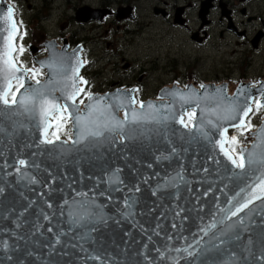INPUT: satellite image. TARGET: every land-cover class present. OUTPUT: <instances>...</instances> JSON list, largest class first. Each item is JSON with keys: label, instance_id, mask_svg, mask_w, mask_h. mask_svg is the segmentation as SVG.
<instances>
[{"label": "water", "instance_id": "obj_1", "mask_svg": "<svg viewBox=\"0 0 264 264\" xmlns=\"http://www.w3.org/2000/svg\"><path fill=\"white\" fill-rule=\"evenodd\" d=\"M10 6L7 0H0V14L6 13ZM84 10L88 19L96 15L95 10L81 7L77 16ZM129 10L119 7L115 14L119 18L132 16ZM97 11L98 17L108 13L107 9ZM45 45L47 56L38 62H45L47 75L40 85L28 79L25 89L17 93L18 98L31 88L43 87L53 74L58 83L50 87L55 89L53 95L60 96L65 83L62 77L70 76L71 67L81 61L79 49L67 51L65 43L57 49L55 40H48ZM0 50L3 51L2 41ZM50 60L56 61L51 70L47 63ZM3 83L0 76V90H3ZM205 86L204 97L221 88L224 96L232 97L238 88L244 86L245 95L251 97L249 103L255 94H261L264 102V88L249 89L240 83L227 95L224 85ZM171 89L190 94L189 89H165L160 95L167 97L168 103H153L157 109L142 110L145 114H154L156 119L146 116L140 122H129L123 132L127 139L123 141L119 129L105 132V146L98 147L91 137L80 139L74 135L77 128L72 117L70 141L65 143V139H57L52 144L45 143L38 109L32 115L19 104L0 102V124H14L11 126L15 129H24L34 137L42 132L44 144L35 142L48 149V154L51 152L45 159L27 146L9 149L8 139L0 138V188H3L0 192V264H226L233 259L234 264H264L261 259L264 253V214H254L264 210L261 200H255L249 206L253 213L245 210L237 217L223 220L225 215L230 216L228 209L234 210L228 204L229 197L248 183L245 175L252 176V173L236 168L218 143L223 140V147L227 150L228 132L225 133L224 129L235 128L232 125L239 120L223 119V105L214 114L202 112V109L216 107L214 101L201 97L202 92L195 91L191 101L184 103L179 96L167 94ZM217 95L219 97L220 93ZM67 103L71 106L73 102ZM90 103L93 101L88 99L84 104H75L74 115L86 116ZM121 108L125 112V108ZM188 108L196 110V118L190 127H185L180 118ZM131 109L141 111L130 105L129 117ZM118 110L115 112L117 117ZM51 117H48L49 121ZM261 128H264V116L259 126L244 136L248 141L254 138L249 145L239 146V150H247L244 153L246 162L248 151L259 153L264 147L257 144L256 131ZM112 144L118 149H111ZM63 154L64 170L61 167L58 170L56 163L61 161ZM21 159L26 161L25 165L19 164ZM53 161L54 168L58 172L62 170L60 174L64 178L54 172ZM260 195L264 197V193ZM220 208L225 211L220 212ZM240 217H244L243 225L239 224ZM249 217L255 223H251ZM213 222L216 227H209ZM229 224L236 226L240 239H232L229 232L223 237L228 243L223 250H217L214 247L219 243L217 238L228 231L226 226ZM201 229H207V235ZM197 240L199 244L195 243ZM5 243L7 247H4ZM233 252L235 258L231 255Z\"/></svg>", "mask_w": 264, "mask_h": 264}, {"label": "rangeland", "instance_id": "obj_2", "mask_svg": "<svg viewBox=\"0 0 264 264\" xmlns=\"http://www.w3.org/2000/svg\"><path fill=\"white\" fill-rule=\"evenodd\" d=\"M10 2H12V5L14 6V8H12L14 9L13 15L16 23L20 25V22L22 21V25L19 27L18 49L21 45H23V48L26 47V52L18 51L16 53L17 61L24 64V62L28 60L30 66H38L40 64L38 60L47 56L45 42H48V40H56V42L61 45L64 43L67 44L64 40H68L69 43L74 42V44H70V46H76V44L82 40V42L78 44L81 47L82 44H84V41H86L90 48L89 51L88 48H86V54H88V60H90V62L89 65H87L88 70L84 69V72L85 74H88L89 78L92 76L93 86L92 84H89L93 95L96 94V92H98V95L102 94V92H104V94L106 92L110 93L112 86H114L112 80H116L117 78H120L123 83L130 84L128 92L126 93L127 97L128 94H130L129 99L134 98V96L138 94V92L135 91V85L143 82V96L140 94V98L146 102V100L150 99L152 94L156 92L159 85L160 88L162 87V82L166 83V81H169L168 84H170L172 74L174 73V78H176L177 72L180 78H182V75L184 76L186 83H189L192 78H194V82H196V74L205 79H208L206 76L217 79L220 76L225 75L226 77L230 76L231 79H235L241 74L252 76V78H254L255 75H260V77L264 75V46H261L260 53L252 55V53L246 50L245 47L238 49L232 42L218 43L220 42V37L217 32L220 30V24L218 25V30H215L210 36V38H212V36H214V38L218 36V42H216V40L211 39L208 41V39H206L203 43H192L191 38L188 37V30H190V27L196 30L198 18H195L194 10H196L198 0H192V2H194V7L192 8H190V0H10ZM166 2L169 4H166ZM182 2H184L185 9L184 13L182 11V14H180V22L183 21L182 18H185L186 24H188L189 18L188 30H186L184 26H178V28L174 26V28H176L175 33L174 28H172L170 24L173 20L172 12H174L172 8L175 9L176 4L178 3H180L178 6L182 5ZM82 4L88 6H90V4H96L98 7L104 4L105 8L113 5L114 8H116V11L119 7L130 8V10H132V7H135L136 10H134V12H136V18L133 20L131 19L132 16L118 18L115 14L117 18L112 15L110 16V21L106 22L108 18L98 21V27H95L96 22H94L93 26L90 22L81 21V19H78V21L74 20V18H76L78 6H82ZM153 6L154 8L156 6H158V8L162 6V8H160L162 10L166 8V11H169L166 16H170V14H172V16H170V18L164 16L166 20L160 18V16H162L161 14H156L155 16L154 12H152ZM186 6L190 8L189 11ZM82 8H84V6H82ZM130 10L128 12L131 13V15L134 14L133 10L132 12H130ZM89 11L90 10H88V12ZM197 11L198 10H196V14ZM84 12H86V10L80 12L82 18L86 15L88 16V14H84ZM92 12L89 14H92ZM174 14H176V12ZM186 15L188 18H186ZM214 16H216V13H214L212 20H214ZM174 17L178 18V14ZM168 20H170V22H168ZM110 22L112 23L110 24ZM116 22H118V24ZM210 28H212V26ZM170 30H172V34H170ZM191 33L192 32H190V34ZM21 35L23 36L22 40L20 39ZM62 38H64V40H61ZM16 45L17 37L15 40V46ZM133 45L134 48L132 49L131 47ZM84 46H86V44H84ZM30 48H32V50H30ZM136 48H139V50H134ZM78 49L80 53L81 48ZM233 50L234 52H232ZM28 54L30 55V58ZM82 54H84V50H82ZM86 54H84V60ZM206 54L210 56L207 58L204 56L203 60L202 56ZM22 56H24V58H22ZM36 58L38 60H36ZM80 58L82 60V56H80ZM192 58L194 59L192 60ZM36 62H38V64H36ZM233 65L237 66V70L234 72L231 69V66ZM150 66H152V68H150ZM42 69L44 74L47 75L46 68L42 67ZM156 70H158L159 73L156 72ZM144 74L148 75L146 76ZM156 74H159L160 76H162V74L164 75L162 76V82L160 81V76H158V82L156 81V78H154ZM192 74H194V76H192ZM38 76L39 74L37 77ZM138 78H140V82H138ZM255 79L256 78H254V81ZM199 80L200 78L198 79V82ZM111 82L112 84H110ZM194 82H191L192 85L190 86H192V88H194ZM131 83L134 84V86H132ZM168 84L165 85L168 86ZM172 84H174V80L172 81ZM172 84H170V86ZM185 84H182L184 88L180 86V91H187V89H189V92L190 90L192 92V88H190V86L185 88ZM227 84L228 81H226V85ZM259 84L260 83H258V86H260ZM254 85L256 86V84ZM106 86H108V88L107 90H104ZM258 86L256 87L258 88ZM130 88H132V92H130ZM174 88L178 89L176 86H174ZM262 88H264V85L260 86L261 90ZM81 95L82 93L76 99H79ZM154 96H152V100H154ZM202 96H204L203 90ZM140 98H135V100L137 99L140 101ZM255 98L256 94L254 95V100ZM160 100L162 99H156V102ZM166 100H168V98ZM254 100H252V103ZM134 106L138 109V104H134ZM190 110L191 108H188V112ZM120 111V116H122L123 119L124 116L122 115V110H118L117 114ZM261 114L264 116V107H262V110L259 109L257 111L254 106L253 114L249 116V120L254 126L252 130H254L256 124L259 125L261 123ZM120 116H118V118H120ZM71 125L73 128V124ZM64 128H66V122L64 123ZM64 128H62V134H64ZM68 128H66V134H64L66 141H68L67 136L71 134V128L70 130H68ZM241 132L242 131L239 132L237 130L233 134L238 137L239 143L233 145L231 139L228 143V147L232 152H236V146H238V144H240V146L242 145V140H244V134H246V131L242 135ZM54 133L58 134L57 131ZM62 134H60V137H62ZM248 134H246V136H248ZM49 136H54V134H49ZM253 139L254 138L251 137L250 142ZM246 142H248V138L244 140V146H246ZM250 142H248V145ZM112 148L118 149L114 144H112L111 149ZM16 155L18 156V154ZM64 157L65 154H63L61 161L56 163V168H58V170L59 167L64 170L62 165ZM236 158H238V154H236ZM52 168H54V161L52 162ZM56 168H54V172L60 174L62 170L58 172ZM60 175L62 176V174ZM62 177L64 178V176Z\"/></svg>", "mask_w": 264, "mask_h": 264}, {"label": "snow or ice", "instance_id": "obj_3", "mask_svg": "<svg viewBox=\"0 0 264 264\" xmlns=\"http://www.w3.org/2000/svg\"><path fill=\"white\" fill-rule=\"evenodd\" d=\"M14 9L10 6L7 8L6 13L0 14V41H2L3 51L0 52V76L3 79V90H0V102L4 105H16L19 104L25 112L34 115L38 109L39 115L41 118V122L44 126V134L47 136V129L50 127L55 126L57 129V133L60 131V125L66 122V118L64 117L63 113L67 112L69 117L74 119V127L77 128V131L74 133L80 139H84L86 137H102L105 132L108 131H115L119 129L121 131L120 139L123 141L127 139L125 135H123L125 126L131 123H137L141 120L145 119L146 116L151 119H156L155 115L145 114L142 110L144 108L148 109H156L157 106L153 103L149 102L145 104L144 101H139V106L141 111L138 112L135 109H131V117H129V108L132 103H136L135 98L129 99L126 95L122 94L117 91L116 94H105L104 96L94 97L91 92H86L85 88L78 87L76 82L77 74L79 73V68L83 66L84 63L87 61H77L75 65L71 67V75L70 76H63L62 79L64 80V87L60 89L61 95L55 96L53 92L55 91L54 88L50 86L58 83L57 80L53 77H50L43 87H34L31 88L30 91H27L24 94H21L19 98L17 97V93L21 92V89H25V85L27 83V76L26 75H17L22 71L26 73L32 74V79H36L38 74H41V70L39 68H24L17 66L16 58L12 55L13 52L19 51L23 52L24 48L23 45L17 49L15 47V40L17 34L19 32V27L22 25V21L20 25H18L13 17ZM4 33H7L4 35ZM20 39H23V36H20ZM48 63L49 69H53L56 66L55 60H50ZM41 67L45 65L44 61L40 62ZM63 67V65H61ZM16 80L17 86L15 91H12V80ZM68 81H71L69 84ZM79 82L81 84H87L88 81L83 77L79 76ZM40 80L36 79V84L40 85ZM207 86L201 84L200 88L205 89ZM70 88V91H67ZM188 88V86H185ZM138 91V90H135ZM66 93V94H65ZM83 93L87 98L93 103L87 105V115H74L75 110V101L77 96ZM217 93H220L219 97H217ZM170 96L179 98L184 101V103H189L191 101L192 96H195V92L189 93H181L178 90H171L167 93ZM9 95H11V100H9ZM262 95H264V91H262ZM207 101H214L216 103L215 108H205L201 111H209V112H216L218 109H221L223 105L222 111L224 112L223 119L226 120H239L238 123L233 124L232 127L242 129L243 131H251L254 127L251 124L250 120L246 121V117L253 111L251 107V97H248L244 93V86H241L236 90V93L233 94L232 97H226L223 95V89H217L216 92L206 94L204 97ZM61 100L65 102L63 104L60 103ZM67 101H72V105L70 106ZM105 101H108L105 103ZM80 104H84V100H80ZM256 110L258 111L261 107H264V102L260 99L255 100ZM124 107V117L123 119L118 118L115 115L116 110L119 108ZM160 107H168L167 105H161ZM197 108L200 107L199 102L196 105ZM196 110L193 109L192 112L188 113L189 120L195 115ZM55 113H60V115H54ZM53 116L55 120V125H53L48 117ZM164 119H168L167 116ZM180 123L184 124L185 127L188 125L185 123L184 118H180ZM212 123V121H209ZM224 132H227V129H224ZM243 132H241V135ZM55 135V133H54ZM223 136V133H222ZM257 136V144L264 146V128L258 129L256 131ZM56 139H59V136L56 135ZM69 139H72V134L69 135ZM45 143L52 144L54 143L53 140L45 139ZM75 142V141H74ZM67 143V141H65ZM221 144V151L228 157L231 163L239 169L245 170V173H252L251 177L245 175V179L248 180V183H245L243 187L239 188V191L235 192L234 196H230L228 199V204L232 205L231 208L228 209L229 215H225L223 220H228L230 217H237L238 214L248 211V213H253V208H250V205H253L255 200H261V203L264 204V197L260 194L264 193V147H262L259 153L254 151H248L247 155V162L245 160V151L244 148H241L238 153V158L233 156L229 151L225 150L223 147V140L218 141ZM231 143L233 145L239 143L238 137L233 135L231 137ZM255 147V145H254ZM173 152L176 151L175 148L172 149ZM247 163V166H246ZM20 165H25L26 161L24 159L19 160ZM38 167V165H37ZM19 171V169H17ZM239 175V174H237ZM243 183V181H241ZM249 189H251L249 191ZM138 190V189H137ZM3 191V188H0V192ZM211 191V189H209ZM207 195V192L205 193ZM220 212H224L225 209L220 208ZM255 215H262L264 214V210L260 212H255ZM45 219H48L45 216ZM251 223H255L254 220H251ZM223 220L220 223H223ZM239 224H244V217L239 218ZM175 227V225H173ZM211 228L216 227V223L213 222L209 225ZM228 231L223 233L222 237H218L219 243L214 245L217 250H223V246L228 243V241L223 238L228 236L229 232L232 233V239L239 240L240 236L235 231V225L229 224L226 226ZM245 230H247V226H244ZM51 231V229H49ZM201 231L205 232L207 235V229H201ZM171 239V237L169 238ZM57 242H59V238H57ZM196 244H199L200 241H195ZM249 244H251V240H249ZM4 247H7V244H4ZM191 247V245H189ZM180 251V249H177ZM163 255V253H160ZM232 257L235 258L236 253L233 252ZM261 259H264V253H262ZM226 264H234V259L226 262Z\"/></svg>", "mask_w": 264, "mask_h": 264}, {"label": "flooded vegetation", "instance_id": "obj_4", "mask_svg": "<svg viewBox=\"0 0 264 264\" xmlns=\"http://www.w3.org/2000/svg\"><path fill=\"white\" fill-rule=\"evenodd\" d=\"M166 4H169V3L166 2ZM178 4H180V3H178ZM178 4H176L175 9L172 8V10H174V12H172L173 16H172V14H170V16H172V18H173L172 22H170V20H168V22H170L172 28H174V26L176 28H178V26H184V28H186V30H188L189 18L187 17V15H186V18H188V24H186L185 18H182L183 21L180 22V14H182V11L184 13V9H185L184 2H182V5H180V6H178ZM198 5H199V7H198ZM82 6H84V7L87 6L92 10L95 9L96 15H92L91 17H89V19L86 18V16L84 17V18H86L85 21L90 22V24L93 26H94V22H96L95 27H98V21H102V20L107 19V18H108V20H106V22L110 21V16H112V15L115 18H117L115 15V12H114L116 10V8H114L113 5L108 6L107 8L104 7V4L100 7H98V5H96V4H90V6H94V7H90V6L84 5V4H82ZM82 6H78V8L82 7ZM192 7H194V2H192V0H190V8H192ZM112 8H114V9H112ZM160 8H162V6H160ZM160 8H158V6H156L154 8V6H153L152 12H154L155 16H156V14H161L162 16H160V18H164V16H166L169 11H166L167 10L166 8H164V10H162ZM186 8H188V6H186ZM190 8H188V11L190 10ZM100 9H107L108 13L106 15H103V16L101 15L100 17H98V13H97L98 11L97 10H100ZM132 10L134 12V10H136V8L132 7ZM196 10H198L197 14H196ZM196 10H194L195 18H198V24H196V20H195L196 30H194V28H191V27H190V30H188V37L191 38L192 43H194V42L203 43L206 39H208V41L212 39V40H216V42H218V36H219L220 42H218V43L232 42L238 49H240L241 47H245L246 50H248L252 53V55H254V54L256 55V54L260 53L261 46L262 47L264 46V44H263L264 43V0H198V4H196ZM175 12H176V14H178V18L174 17V16H176V14H174ZM214 13H216V16H214V20H212ZM170 16H166V18H170ZM134 18H136V12H134L131 19L133 20ZM166 18H164V20H166ZM76 19L77 18H74V20H76ZM111 23L112 22H110V24ZM116 23L118 24V22H116ZM219 24H220V30H218ZM211 26H212V28H210ZM176 28H174L175 33H176ZM184 28H182V29H184ZM107 30H108V25H107ZM110 30H111V28H110ZM215 30H218V32H217L218 36L215 35L216 38H214V36H212V38H210V36L212 35V33ZM209 31H210V33H209ZM190 32H192V33L190 34ZM170 34H172V30H170ZM167 35H168V32H167ZM66 42H67L68 50L76 48V47H80L81 48V54H82V50H84V54H86V48H88V51L90 50L86 41H84V44H86V46H84V44H82V47L80 45H78V44H80V42H82V40H80V42H78V44H76V46H70V44H74V42L69 43L68 40H66ZM57 45H60V44L57 43ZM69 46H70V48H69ZM131 48L133 49L134 45ZM134 50L138 51L139 48H136ZM217 51H219V50H217ZM232 52H234V50ZM84 54H82V59H83V61H87V63L83 64V67H82L81 72H80V76H83L88 81V83L86 85L84 84L85 90L86 91H92V90H90V84H92V76H90V78H89L88 74H85V72H84V69L88 70L87 65H89L90 60H88V54H86L85 60H84ZM204 56H206V58H207L210 55H207V54L203 55L202 56L203 60H204ZM193 59L194 58H192V60ZM150 68H152V66H150ZM231 69L234 72L237 70V66L233 65V66H231ZM144 72H147V71H144ZM156 72H158V70H156ZM140 74H142V73H140ZM194 74H192V76H194ZM144 75L147 76L148 74H144ZM158 76H160V75L156 74V76H154V78H156L157 82H158ZM162 76H164V75L162 74ZM162 76H160V81L162 80ZM186 76H188V75H186ZM172 78H170V84H172V81L174 80V84H176V85L172 84L170 86V84H168L169 81H166V83L161 81L162 87L160 88V85H159L156 92L152 94V96L155 95L154 96L155 101H156V99H162V100L164 99V97L159 96V94H163L165 89L172 87V86L180 87V86H182V84L184 85L186 83V80H184V76L182 75V78H180V76H178V72L176 73V78H174V73L172 74ZM199 78H200V80L198 82ZM206 78H208V79L202 78V76L196 74V82H194V78H192V80H190L189 83H186L185 86L189 87L190 85H192L191 82H194V88H192V86H190V88L197 90L200 88L201 84L211 83V82L212 83H219V82L226 83V81H228L229 87H232L233 85H236L238 83H244V84L247 83L246 85H248V87H250V88L256 87L254 84L258 85V83H260L259 85H261V84L264 85V82H263L264 75H262V77H260V75H258V76L255 75L254 76V78H256L255 81H254V78H252V76H246L243 74H241L239 77H236L235 79H231L230 76L226 77L225 75H222L217 79L209 78L207 76H206ZM176 79H178V80H176ZM139 80H140V78H138V82H140ZM112 82H114V86H112V89H116V88H120V87L128 89V87L130 86V84H128V83H123L120 78H117L116 80H112ZM112 82L110 84H112ZM165 84H168V86ZM196 84H197V88H196ZM92 86H93V84H92ZM132 86H134V84H132ZM143 86H144L143 82H140V84L135 85L134 88L136 90L138 89V91H136V92H138V94H136V96H135L136 98H140V94H142V96H143V93H142V87ZM107 88H108V86H106L104 88V90H107ZM182 88H184V86H182ZM130 89H132V88H130ZM152 96L150 97V99H152ZM140 101H142V98H140Z\"/></svg>", "mask_w": 264, "mask_h": 264}, {"label": "bare ground", "instance_id": "obj_5", "mask_svg": "<svg viewBox=\"0 0 264 264\" xmlns=\"http://www.w3.org/2000/svg\"><path fill=\"white\" fill-rule=\"evenodd\" d=\"M56 48L60 49L61 44L57 45V43H56ZM233 88H234V85L232 87H229L227 85L228 93H231ZM120 110H124V109L121 108ZM120 113H121V111L118 113V116H120ZM121 118H122V116H120V119ZM11 125L14 126V124H11ZM11 125L6 124V123L4 124V122L0 124V138L3 139L4 137H6L8 139V144H7L8 148L24 149V147L27 146L28 149L34 150L40 156H43L45 159L50 157L51 152L49 151V154H48V149H46L43 145H37V143H36V142L43 143V133L42 132H40L36 137H34V136H32V134L29 135V133H27L26 130L18 129V128L15 129ZM20 128H23V127H20ZM91 139L93 140L94 143H96L97 147L98 146H105L106 139L104 138V135L102 137H91ZM1 143H3V142H1Z\"/></svg>", "mask_w": 264, "mask_h": 264}]
</instances>
